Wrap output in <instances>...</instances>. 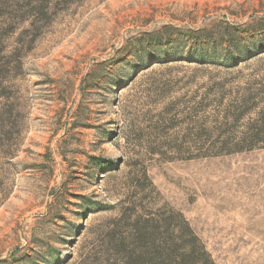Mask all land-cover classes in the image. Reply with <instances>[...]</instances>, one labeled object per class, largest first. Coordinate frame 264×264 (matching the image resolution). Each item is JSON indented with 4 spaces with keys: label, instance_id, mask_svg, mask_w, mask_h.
<instances>
[{
    "label": "rangeland",
    "instance_id": "374dc122",
    "mask_svg": "<svg viewBox=\"0 0 264 264\" xmlns=\"http://www.w3.org/2000/svg\"><path fill=\"white\" fill-rule=\"evenodd\" d=\"M186 226L264 264V0H0V264H134Z\"/></svg>",
    "mask_w": 264,
    "mask_h": 264
},
{
    "label": "trees",
    "instance_id": "16d2710c",
    "mask_svg": "<svg viewBox=\"0 0 264 264\" xmlns=\"http://www.w3.org/2000/svg\"><path fill=\"white\" fill-rule=\"evenodd\" d=\"M97 165L106 166L98 162ZM147 230L148 233L144 234L139 228V231L144 234V239L150 237L154 240L158 235L160 236L157 233L155 235L150 229ZM171 241L169 248H155L151 255L146 252H142L137 258L131 255L134 264H215L205 247L200 243V239L189 226L182 228L179 241Z\"/></svg>",
    "mask_w": 264,
    "mask_h": 264
}]
</instances>
